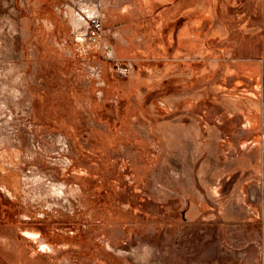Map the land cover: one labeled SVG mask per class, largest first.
Wrapping results in <instances>:
<instances>
[{
	"label": "rangeland",
	"instance_id": "1",
	"mask_svg": "<svg viewBox=\"0 0 264 264\" xmlns=\"http://www.w3.org/2000/svg\"><path fill=\"white\" fill-rule=\"evenodd\" d=\"M91 1L0 0V264H264V0Z\"/></svg>",
	"mask_w": 264,
	"mask_h": 264
},
{
	"label": "built area",
	"instance_id": "2",
	"mask_svg": "<svg viewBox=\"0 0 264 264\" xmlns=\"http://www.w3.org/2000/svg\"><path fill=\"white\" fill-rule=\"evenodd\" d=\"M88 3H92L91 0H89ZM93 4L98 9V14L87 16L85 15L83 19H85L84 26L80 27L79 31H76V42L80 45H86L87 47H99L102 48L101 45V39L103 36V26L101 22V12L98 8V5L93 2ZM79 10H81L79 8ZM106 47V45H103ZM108 49V48H107Z\"/></svg>",
	"mask_w": 264,
	"mask_h": 264
},
{
	"label": "bare ground",
	"instance_id": "3",
	"mask_svg": "<svg viewBox=\"0 0 264 264\" xmlns=\"http://www.w3.org/2000/svg\"><path fill=\"white\" fill-rule=\"evenodd\" d=\"M94 4L92 5V6H90L89 7V9L87 10V13L86 12H84V16L85 15H87V16H92V15H95V14H98V9H97V7L95 6V8H94ZM82 16V15H81ZM84 16H82V18L81 19H79V25L81 24V26H84V24L86 23L85 22V19H83V17ZM80 26V27H81ZM80 29H77V31H79Z\"/></svg>",
	"mask_w": 264,
	"mask_h": 264
}]
</instances>
